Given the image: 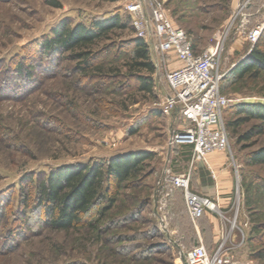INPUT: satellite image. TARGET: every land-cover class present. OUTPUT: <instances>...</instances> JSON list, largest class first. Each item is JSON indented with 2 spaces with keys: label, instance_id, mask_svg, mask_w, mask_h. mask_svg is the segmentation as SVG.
Returning <instances> with one entry per match:
<instances>
[{
  "label": "rangeland",
  "instance_id": "rangeland-1",
  "mask_svg": "<svg viewBox=\"0 0 264 264\" xmlns=\"http://www.w3.org/2000/svg\"><path fill=\"white\" fill-rule=\"evenodd\" d=\"M51 1L0 0V264H182L184 254L198 244L196 226L183 192L170 191L167 169L173 174L190 170L187 146L169 145L177 124L159 106L168 93L165 71L156 68L152 74V94L137 92V79L129 75L130 52L121 46L138 37L127 10L133 0H56L61 7ZM162 1L197 53L220 43L219 72L224 75L250 54L254 46L247 33L264 21V13L257 12L264 0L251 1L245 20L238 13L243 0ZM116 12L130 17L129 28L116 29L110 39L84 49L104 50L93 61L103 68L100 73L95 67L78 68L76 54L83 49L44 53L42 43L64 19L89 24ZM18 64L27 73L33 68V77L18 76ZM223 84L220 92L234 100L223 112L227 126L238 104L264 103V73L251 84L221 89ZM249 128L240 127L238 135ZM227 131L236 186L228 208L217 205L213 214L226 226L223 240L236 233L237 241H246L239 264H264L253 257L264 248V164L248 161L264 146V134L238 145L237 134ZM148 150L155 157L138 180L126 183L115 207L102 216L94 209L84 225L71 231L43 223L45 209L36 207L34 190L28 189L32 175ZM20 187L30 194L26 215L17 211ZM250 236L257 240L249 242Z\"/></svg>",
  "mask_w": 264,
  "mask_h": 264
},
{
  "label": "trees",
  "instance_id": "trees-1",
  "mask_svg": "<svg viewBox=\"0 0 264 264\" xmlns=\"http://www.w3.org/2000/svg\"><path fill=\"white\" fill-rule=\"evenodd\" d=\"M101 1L113 2L117 0ZM50 4L61 7L56 0H52ZM130 20V17L123 16L120 12L108 17L94 18L89 24L85 22L73 23L71 19L66 18L53 28L52 37L42 43L43 51L51 56L55 50L69 52L77 49H90L99 41L110 39L114 30L129 28ZM125 45H122L121 48L130 52L129 75L137 79V92L152 94L155 88L152 74L156 72V65L152 59L151 49L146 41L139 37L130 38L125 42ZM253 46L247 58L238 62L223 76L224 84L221 89L238 83L251 84L262 77L264 73V32ZM117 48L119 49L120 46ZM102 51L104 50L78 52L76 54L79 59L78 68L81 71H87L95 67L93 61ZM16 67L18 76L33 77V68L27 73L22 64H18ZM94 70L100 73L103 68L96 66ZM234 110L236 118L228 121L226 127L237 134L238 145L264 134V103H240L234 107ZM244 125H250V128L238 135V129ZM154 157V153L148 150L117 155L114 158L100 161L92 160L87 163L62 165L40 176L32 175L27 182L28 189L34 190L36 207L45 209L43 223L55 231H71L84 225L94 209L102 216L104 212L115 207L126 183L138 180L143 171L142 167ZM248 161L253 165L264 164V146L254 150ZM19 189L17 211L23 210L21 212L26 215L30 208V194L29 192L24 194L22 187ZM246 203L248 204L249 200ZM250 228V233L258 229L257 225ZM255 239L257 240L256 236H250L248 241L253 243ZM253 257L255 260H264V248L255 252Z\"/></svg>",
  "mask_w": 264,
  "mask_h": 264
},
{
  "label": "built area",
  "instance_id": "built-area-1",
  "mask_svg": "<svg viewBox=\"0 0 264 264\" xmlns=\"http://www.w3.org/2000/svg\"><path fill=\"white\" fill-rule=\"evenodd\" d=\"M252 0H243L239 14L248 18L245 9ZM127 10L137 28V36L151 49L156 68L165 71L168 93L159 104L166 116L176 118L172 128L170 148L183 144L192 148L193 161L206 162L209 152L230 150V138L222 116L234 100L220 92L224 74L219 72L220 43L197 53L188 32L174 23L162 0H133ZM264 32V21L257 23L248 34L254 45ZM177 65L176 68L172 66ZM212 175L217 177L212 169ZM170 191L181 190L187 213L197 227L207 212L217 208L214 199L206 198L191 189L192 171L179 174L167 169ZM171 192H167L169 196ZM224 243L209 253L205 245L198 243L184 254L182 264H239L233 255L226 253Z\"/></svg>",
  "mask_w": 264,
  "mask_h": 264
},
{
  "label": "crops",
  "instance_id": "crops-1",
  "mask_svg": "<svg viewBox=\"0 0 264 264\" xmlns=\"http://www.w3.org/2000/svg\"><path fill=\"white\" fill-rule=\"evenodd\" d=\"M257 12L262 15L264 7H260ZM191 153V147L187 146L186 157L189 158L188 169L192 171L193 191L195 190L206 198L214 199L219 207L227 209L232 200V191L236 186L235 160L232 159L228 150H214L207 155V165L202 159L193 161ZM212 169L217 174L216 178L212 175ZM193 230L197 237V243L205 245L209 253L215 252L222 242L225 244L226 251L233 255L234 259H237L240 257L241 247L246 243L245 240L237 241L236 233H231L229 238L223 240L227 231L226 226L213 214V211L207 212Z\"/></svg>",
  "mask_w": 264,
  "mask_h": 264
}]
</instances>
